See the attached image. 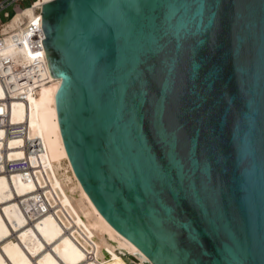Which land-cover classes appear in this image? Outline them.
<instances>
[{
    "label": "water",
    "instance_id": "water-1",
    "mask_svg": "<svg viewBox=\"0 0 264 264\" xmlns=\"http://www.w3.org/2000/svg\"><path fill=\"white\" fill-rule=\"evenodd\" d=\"M40 35L109 223L155 264H264V0H52Z\"/></svg>",
    "mask_w": 264,
    "mask_h": 264
},
{
    "label": "bare ground",
    "instance_id": "bare-ground-1",
    "mask_svg": "<svg viewBox=\"0 0 264 264\" xmlns=\"http://www.w3.org/2000/svg\"><path fill=\"white\" fill-rule=\"evenodd\" d=\"M43 1L49 0L39 4ZM25 18L35 19L33 8L19 10L4 26L0 68L3 57L11 56L15 65L29 60V51L14 45L10 35L12 29L22 27ZM61 85L62 79L54 77L36 97H29V134L25 139L4 142L0 129V264H155L109 223L77 177L59 121L56 96ZM5 95L0 83V99ZM11 101V121L21 122L25 103ZM35 139L45 147L37 180L6 173L4 150L10 159H21L26 156L22 147ZM41 197L51 210L39 215L35 206Z\"/></svg>",
    "mask_w": 264,
    "mask_h": 264
},
{
    "label": "built area",
    "instance_id": "built-area-1",
    "mask_svg": "<svg viewBox=\"0 0 264 264\" xmlns=\"http://www.w3.org/2000/svg\"><path fill=\"white\" fill-rule=\"evenodd\" d=\"M40 0H0V38L3 37L4 26L12 20L19 10L33 8L35 19L25 18L21 28L11 31L14 45L25 47L29 51V60L26 64L15 65L14 59L3 57L4 66L0 68V83L6 95L0 99V129L3 131L2 141L8 139H25L29 134L27 126V113L30 111V96L36 97L42 86L51 83L54 79L51 74L46 51L41 41L40 24L43 19V5L50 2ZM38 3V5H36ZM9 7H12L9 10ZM7 20L2 21L1 15ZM12 99L25 103L23 120L12 123ZM26 154L21 159H10L7 149L4 150L5 172L8 174L20 173L29 180H37V170L44 165L45 147L39 139L29 140L23 147ZM6 152V154H5ZM8 155V156H7ZM51 210L50 204L45 199L38 201L35 211L42 215Z\"/></svg>",
    "mask_w": 264,
    "mask_h": 264
},
{
    "label": "rangeland",
    "instance_id": "rangeland-1",
    "mask_svg": "<svg viewBox=\"0 0 264 264\" xmlns=\"http://www.w3.org/2000/svg\"><path fill=\"white\" fill-rule=\"evenodd\" d=\"M11 9H12V7H9V10H11ZM1 19L4 22H6V20H7V18L3 14L1 15Z\"/></svg>",
    "mask_w": 264,
    "mask_h": 264
}]
</instances>
